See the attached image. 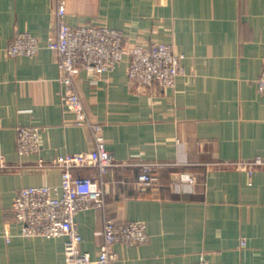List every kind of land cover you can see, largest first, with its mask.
I'll list each match as a JSON object with an SVG mask.
<instances>
[{
	"label": "crops",
	"instance_id": "0c3cea01",
	"mask_svg": "<svg viewBox=\"0 0 264 264\" xmlns=\"http://www.w3.org/2000/svg\"><path fill=\"white\" fill-rule=\"evenodd\" d=\"M58 2L72 27L101 25L130 44L158 42L184 56L171 89L137 88L127 60L100 77L81 70L75 89L88 118L102 126L106 149L122 166L101 179L104 211L80 212V249L95 259L104 218L141 222L148 241L115 244L113 264H264V97L256 82L264 65V0H0V125L6 167L0 169V264H65L64 239L20 235L11 205L28 186H56L58 156L90 152V130L64 107L56 54ZM23 32L42 44L31 58L6 48ZM40 130V152L17 153V128ZM41 158L46 165L37 166ZM140 164L153 166L143 185ZM182 175L193 179V184Z\"/></svg>",
	"mask_w": 264,
	"mask_h": 264
},
{
	"label": "built area",
	"instance_id": "2783aa9c",
	"mask_svg": "<svg viewBox=\"0 0 264 264\" xmlns=\"http://www.w3.org/2000/svg\"><path fill=\"white\" fill-rule=\"evenodd\" d=\"M56 33L44 44L57 56L59 82L64 87V107L76 118L78 126L86 127L94 138V149L86 153L58 156L52 165L60 170V183L56 186H28L20 188L13 199L11 213L20 224V235L25 238H63L65 264H113L115 244L138 246L148 241L146 227L141 222L117 223L105 217L99 233L102 243L95 259L80 249L83 238L75 217L90 209L104 211V184L101 179L76 175L81 168H96L103 175L109 168L122 166L109 152L102 136V126L91 121L75 89V80L81 70L100 77L127 60V76L137 88L171 89L183 74L184 56L170 45L151 42L147 45L130 44L115 29L101 25H84L72 28L65 21V6L58 2L55 13ZM42 48L39 40L28 33H15L6 48L9 57H34ZM258 93L264 97V65L256 82ZM17 153L21 156L40 152V130L37 127L17 128ZM1 132V125H0ZM46 163L37 159V166ZM250 170H264V160L255 158L240 164ZM6 167L0 136V169ZM151 164H140L143 185H151L156 178L151 175ZM193 184V179L182 175ZM0 238L6 243L11 235L4 231ZM193 264H215L200 256Z\"/></svg>",
	"mask_w": 264,
	"mask_h": 264
}]
</instances>
